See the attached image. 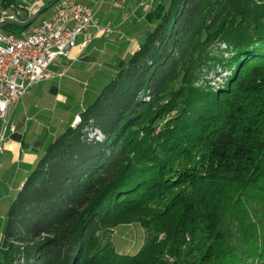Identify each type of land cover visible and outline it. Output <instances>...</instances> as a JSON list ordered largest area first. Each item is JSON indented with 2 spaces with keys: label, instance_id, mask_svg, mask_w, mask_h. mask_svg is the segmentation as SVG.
<instances>
[{
  "label": "trees",
  "instance_id": "16d2710c",
  "mask_svg": "<svg viewBox=\"0 0 264 264\" xmlns=\"http://www.w3.org/2000/svg\"><path fill=\"white\" fill-rule=\"evenodd\" d=\"M148 20L27 176L0 264H264V0H162ZM218 67L221 86L196 84ZM127 224L135 254L109 240Z\"/></svg>",
  "mask_w": 264,
  "mask_h": 264
},
{
  "label": "crops",
  "instance_id": "0c3cea01",
  "mask_svg": "<svg viewBox=\"0 0 264 264\" xmlns=\"http://www.w3.org/2000/svg\"><path fill=\"white\" fill-rule=\"evenodd\" d=\"M19 1L22 0H17V2ZM52 1H44V5L40 10L45 6H50V8L46 12L41 13L40 16L43 15V17L41 19L39 17L37 23L53 15L57 4L53 3L50 5ZM158 1L162 0H155L154 6L146 11L138 8L140 0H111L109 4L86 0L95 10L100 23L103 21V25L112 24L117 31L112 36L107 37L102 33L96 34L95 28H90L87 33L79 35L71 57L61 58L52 66L54 70L64 72V76L52 80L62 79L61 85L67 84L69 87H74L75 80L80 79L88 85L87 80L91 77H96L98 71L103 70L105 67L118 69L121 62L131 52L139 48V44L149 28L148 14L155 9ZM102 9L104 13H101ZM98 13H101L100 17ZM96 69L98 70L95 71ZM71 71L75 73L74 82L65 79ZM52 80L42 83H48ZM42 83L36 85H41ZM59 92L58 87L53 88V93L59 96ZM29 93L23 97L19 104L25 103L26 97L30 95ZM59 97L65 101V104L68 103L69 99L66 96L60 95ZM37 100L35 99L34 102H37ZM79 107L75 106L69 115L64 113L65 115L60 116L61 119L56 126L51 125V122L49 125L40 122L35 123L31 119V114L26 115L23 120L24 116L14 121L18 129L17 133L12 136V142L7 145L6 150L0 153V235L3 234L13 200L45 151L48 144L46 142L47 135L54 139L61 130L60 126L68 123L75 110L79 109ZM17 109L15 110V107L10 108V115H15ZM31 111L32 113L34 112L33 109ZM76 118L78 119L79 116L76 115ZM53 124L55 123L53 122Z\"/></svg>",
  "mask_w": 264,
  "mask_h": 264
},
{
  "label": "built area",
  "instance_id": "2783aa9c",
  "mask_svg": "<svg viewBox=\"0 0 264 264\" xmlns=\"http://www.w3.org/2000/svg\"><path fill=\"white\" fill-rule=\"evenodd\" d=\"M44 1L22 0L0 10V153L18 130L9 117L10 108L17 106L34 85L64 76L52 66L60 58L71 57L78 36L90 28L107 37L117 31L112 24H101L86 0H58L50 18L20 34L3 29L8 22L28 24ZM154 2L140 0L138 8L148 11Z\"/></svg>",
  "mask_w": 264,
  "mask_h": 264
},
{
  "label": "rangeland",
  "instance_id": "374dc122",
  "mask_svg": "<svg viewBox=\"0 0 264 264\" xmlns=\"http://www.w3.org/2000/svg\"><path fill=\"white\" fill-rule=\"evenodd\" d=\"M2 1L0 0V10L2 8ZM100 2H105L106 4L111 3V0H93ZM102 3V5H103ZM154 6V5H153ZM106 7V5H105ZM104 7V8H105ZM45 10L44 12H46ZM101 13H104V10H101ZM101 13H98V16H101ZM43 17L40 16V19ZM103 17V15H102ZM104 18V17H103ZM39 21V18L37 22ZM36 22V23H37ZM104 22L102 21L101 24ZM78 41V38H77ZM219 46V45H218ZM217 46V47H218ZM221 51H223L226 46L224 44H221ZM215 47V54H219V50ZM225 56H229V53L226 52ZM61 59V58H60ZM57 63V62H56ZM55 63V64H56ZM99 69V68H98ZM96 69L95 71H97ZM118 69H114L112 67H105L103 70L98 71L96 77H91L87 80L88 85L85 84L84 81L75 80V73L74 71H71L68 73L65 79L72 80L75 84L74 87H69L66 85H61L62 79L52 80L48 83H42L41 85H35L30 90V95L26 97L25 103L19 104L15 106V110L17 109V113L14 115H10L9 110V117L11 118V121L14 123V121L19 120L22 118L25 119L26 115L31 114V119L34 120L35 123L40 122L46 125H49L51 122V125L58 124V121L61 119L60 116H63L65 114L72 113V109L76 106H80L82 104L88 105L90 102H92L97 95H99L102 90L112 81L114 75L117 73ZM231 74V71L227 69L222 68H216L209 70L208 68H204L202 70V73L197 81V85H206L211 84L213 87L218 88L221 86L227 77H229ZM60 78V77H59ZM69 83V82H68ZM58 87L59 88V96H66V98L69 99L68 103L65 104V101H63L58 95L53 93V88ZM35 99H38L37 102H34ZM12 108V107H11ZM33 109V113L31 111ZM65 113V114H64ZM53 122L55 124H53ZM79 122V120L76 118L73 122V125H76ZM1 125L2 122L0 121V131H1ZM45 125V126H46ZM65 125L60 126L61 130H63ZM159 129L157 130V132ZM89 133L91 136H101V134L95 135L94 130H90ZM103 136H101L102 138ZM48 140V141H47ZM46 142L49 143V141H52V137L47 135ZM3 235V234H2ZM0 235V246L3 242V236ZM145 237V231L139 224H127L122 225L116 229L111 230L109 233V240L110 242L116 247V249L120 253H128V254H135L139 251L140 247L143 244ZM173 251V248L171 252ZM170 258L169 256L167 257ZM170 260V259H169Z\"/></svg>",
  "mask_w": 264,
  "mask_h": 264
},
{
  "label": "water",
  "instance_id": "95a60500",
  "mask_svg": "<svg viewBox=\"0 0 264 264\" xmlns=\"http://www.w3.org/2000/svg\"><path fill=\"white\" fill-rule=\"evenodd\" d=\"M31 24H32V22H30V23H28V24H26V26L25 27H30L31 26ZM80 106H83V105H80Z\"/></svg>",
  "mask_w": 264,
  "mask_h": 264
},
{
  "label": "bare ground",
  "instance_id": "6f19581e",
  "mask_svg": "<svg viewBox=\"0 0 264 264\" xmlns=\"http://www.w3.org/2000/svg\"><path fill=\"white\" fill-rule=\"evenodd\" d=\"M78 120H80V118H78Z\"/></svg>",
  "mask_w": 264,
  "mask_h": 264
}]
</instances>
